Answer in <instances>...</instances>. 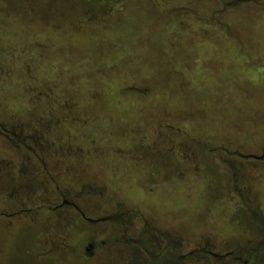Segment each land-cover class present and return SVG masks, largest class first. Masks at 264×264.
I'll return each mask as SVG.
<instances>
[{
  "label": "rangeland",
  "instance_id": "1",
  "mask_svg": "<svg viewBox=\"0 0 264 264\" xmlns=\"http://www.w3.org/2000/svg\"><path fill=\"white\" fill-rule=\"evenodd\" d=\"M107 1L0 0V122L49 172L37 178L40 166H22L35 177L26 184L47 192L49 205L60 201L56 190L73 197L86 184L73 199L89 218L118 205L139 211L182 253L254 245L264 158L236 153L264 149V0ZM17 147L33 155L0 135V160L14 173L0 174L4 191L21 182ZM68 210L69 219L35 222L27 212L0 222V262L111 264L120 246L108 241L110 227L121 223ZM94 233L106 242L89 260Z\"/></svg>",
  "mask_w": 264,
  "mask_h": 264
},
{
  "label": "flooded vegetation",
  "instance_id": "2",
  "mask_svg": "<svg viewBox=\"0 0 264 264\" xmlns=\"http://www.w3.org/2000/svg\"><path fill=\"white\" fill-rule=\"evenodd\" d=\"M230 3L237 4L239 2L238 0H232ZM227 4L228 3L226 2L225 5ZM0 135H3V137L10 144L17 145L18 142L22 143V146L28 147V150L30 149L33 153V155L28 156L25 152H23V148L17 147L18 154L20 155L19 164L21 175L19 179L21 182L16 181L17 183H15L14 186L8 188L5 191L4 189L2 190V188L0 189V214H6L8 216L6 220L0 221L4 225H9L15 223V221L24 220L22 218H19V220L16 219L20 214L27 212H36L35 215L37 218L34 219L35 222L39 220H45L46 222L50 221L52 216L56 219H61L63 217L67 218L66 214L69 215L70 210L66 211V213H64V210L68 207L70 209H74L78 216L84 217L91 223L102 222L104 220L113 222L117 221L121 223V230L117 228L116 224H113L110 227L111 239H108V241H111V245L118 243L120 246L118 249L112 250L111 254L113 255L109 256L111 259V264H182V262H184V264H188V260L194 259L195 256L202 258L207 262H210L211 258H214L216 264H264V218L262 216L256 218L258 222L262 223V226L258 225L259 240L256 241L254 245L250 244L245 246L239 243L235 246V248H226L225 251L220 252L213 250L212 246L206 243L204 245H198L189 251L182 253L180 250H178V242L172 237L171 233L162 231L153 224L149 223L145 218L142 219V214L139 211H130L127 209L123 210V208H121L122 206L117 204L118 206H116V210L112 213L98 217L97 219L89 218L85 214L84 209L78 206L79 204L73 199V197H79V194L89 191L87 190L88 186H86V184L83 185L82 189L77 191L76 194L73 193V197L71 195L67 196V194L62 192L60 189L56 190L55 195L58 199H60V201L53 205L47 204L46 201L49 198L47 192L38 193L37 190L26 184L27 181L35 182V177L30 175L32 171L26 170L25 175H23L24 171L22 170V166L25 167L27 164L29 167H31V169L40 166L41 169H37L38 171L36 173V177L38 178L41 175H47L49 172L47 165H45L46 163L44 158H39V156L36 155V149L29 146V144L25 142L26 137L23 136L22 133H18L12 128L5 127V125H3L1 122ZM29 138L34 137L29 136ZM3 161L5 162V166H1L2 164L0 163V174L4 172L8 178L11 177L13 180L14 173L11 169L12 163L9 161L0 160V162ZM230 165L233 167L232 162H230ZM10 172H12L11 176L8 175ZM89 189L91 190L90 187ZM235 189L237 188L235 187ZM67 193L70 194V190H67ZM240 195L242 194L240 193ZM244 204L250 211H252L249 203L244 202ZM254 216L257 217L255 214ZM102 218L105 219L102 220ZM138 218H140V220H138ZM67 219H69V216ZM118 230L120 233L119 235H117ZM96 236L97 233L89 235L88 240L85 243L86 253L84 257L89 260L95 257V249L98 248L101 243L106 242L105 240H98ZM65 238L66 236L60 233L56 238L58 241H54L51 247L56 249V247L61 244ZM41 240L43 245H50L49 239L45 238ZM117 253L120 254L116 255ZM243 253H249L250 255L248 256H250L251 259H245V257L242 256ZM86 256H89V258ZM22 262L23 260L20 259L19 262H17V260H14V262L3 261L0 262V264H22Z\"/></svg>",
  "mask_w": 264,
  "mask_h": 264
},
{
  "label": "water",
  "instance_id": "3",
  "mask_svg": "<svg viewBox=\"0 0 264 264\" xmlns=\"http://www.w3.org/2000/svg\"><path fill=\"white\" fill-rule=\"evenodd\" d=\"M241 156L245 157V158H256V159H263L264 158V150H263V153L262 154H255V153H249V154H241ZM105 219V218H102V220ZM90 220H93V219H90ZM101 220V219H99ZM95 221V220H94Z\"/></svg>",
  "mask_w": 264,
  "mask_h": 264
},
{
  "label": "trees",
  "instance_id": "4",
  "mask_svg": "<svg viewBox=\"0 0 264 264\" xmlns=\"http://www.w3.org/2000/svg\"><path fill=\"white\" fill-rule=\"evenodd\" d=\"M137 1H145V2H148V3H152V0H137ZM245 1H251V0H238V2L240 3V2H245ZM258 1V0H257ZM109 4H110V2L113 4V5H115L116 3H117V1L115 2L114 0H112V1H107ZM231 2V1H230ZM229 2V3H230ZM107 3V4H108ZM106 4V3H105ZM133 90H134V88H133ZM132 90V91H133ZM3 124V123H2ZM4 125V124H3ZM264 150V149H263ZM236 154H238V155H240V152H237ZM241 154H243V153H241ZM241 156V155H240ZM243 157V156H242Z\"/></svg>",
  "mask_w": 264,
  "mask_h": 264
}]
</instances>
